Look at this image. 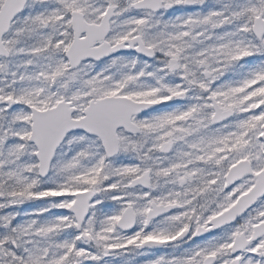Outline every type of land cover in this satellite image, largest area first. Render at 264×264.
I'll return each mask as SVG.
<instances>
[{
  "label": "snow or ice",
  "instance_id": "6c2138e0",
  "mask_svg": "<svg viewBox=\"0 0 264 264\" xmlns=\"http://www.w3.org/2000/svg\"><path fill=\"white\" fill-rule=\"evenodd\" d=\"M0 264H264V0H0Z\"/></svg>",
  "mask_w": 264,
  "mask_h": 264
}]
</instances>
